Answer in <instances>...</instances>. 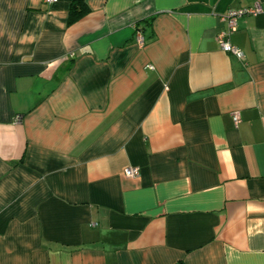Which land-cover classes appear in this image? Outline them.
<instances>
[{"label":"crops","instance_id":"obj_1","mask_svg":"<svg viewBox=\"0 0 264 264\" xmlns=\"http://www.w3.org/2000/svg\"><path fill=\"white\" fill-rule=\"evenodd\" d=\"M72 1L0 0V264H264V0Z\"/></svg>","mask_w":264,"mask_h":264},{"label":"built area","instance_id":"obj_2","mask_svg":"<svg viewBox=\"0 0 264 264\" xmlns=\"http://www.w3.org/2000/svg\"><path fill=\"white\" fill-rule=\"evenodd\" d=\"M48 4L55 3L56 0H44ZM264 13V3H254L251 7L239 10H229L223 16L221 21L225 24V27L217 34L216 42L218 43L220 50L227 54L234 55L237 59L243 58L242 52L237 48L233 47L230 43V36L237 30V22L242 16H256ZM138 34V41L140 40ZM234 124L238 122V115L232 116ZM124 174L127 177H138L139 169L130 168L126 169Z\"/></svg>","mask_w":264,"mask_h":264},{"label":"trees","instance_id":"obj_3","mask_svg":"<svg viewBox=\"0 0 264 264\" xmlns=\"http://www.w3.org/2000/svg\"><path fill=\"white\" fill-rule=\"evenodd\" d=\"M87 12L84 0H73L70 7L69 23L76 21Z\"/></svg>","mask_w":264,"mask_h":264}]
</instances>
